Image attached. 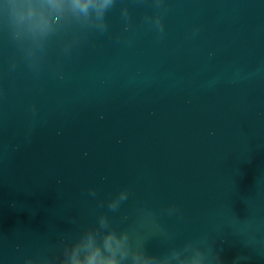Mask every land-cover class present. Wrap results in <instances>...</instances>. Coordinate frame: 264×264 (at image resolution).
Wrapping results in <instances>:
<instances>
[{
  "label": "water",
  "instance_id": "95a60500",
  "mask_svg": "<svg viewBox=\"0 0 264 264\" xmlns=\"http://www.w3.org/2000/svg\"><path fill=\"white\" fill-rule=\"evenodd\" d=\"M89 232L121 264H264V0H0V264Z\"/></svg>",
  "mask_w": 264,
  "mask_h": 264
},
{
  "label": "clouds",
  "instance_id": "9594fccd",
  "mask_svg": "<svg viewBox=\"0 0 264 264\" xmlns=\"http://www.w3.org/2000/svg\"><path fill=\"white\" fill-rule=\"evenodd\" d=\"M49 7L57 11L70 9L73 12L87 14L89 9L106 8L112 0H47ZM35 5L29 4V14ZM52 21L41 17L37 27L41 32L51 29ZM104 224V221H101ZM126 234L118 237L115 232H108L102 238V244L97 242L96 234L89 232L80 243L72 246L68 259L63 264H121V259L127 255L124 248ZM132 264H156L155 258L143 252L133 254Z\"/></svg>",
  "mask_w": 264,
  "mask_h": 264
}]
</instances>
